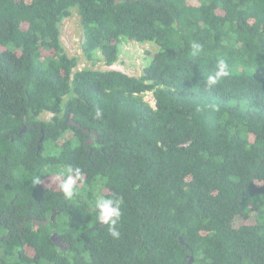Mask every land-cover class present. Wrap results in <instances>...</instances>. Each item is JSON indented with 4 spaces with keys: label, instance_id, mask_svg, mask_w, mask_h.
Listing matches in <instances>:
<instances>
[{
    "label": "trees",
    "instance_id": "16d2710c",
    "mask_svg": "<svg viewBox=\"0 0 264 264\" xmlns=\"http://www.w3.org/2000/svg\"><path fill=\"white\" fill-rule=\"evenodd\" d=\"M74 13L94 64L154 44L142 74L76 70ZM113 193L119 239L94 209ZM0 264H264V0H0Z\"/></svg>",
    "mask_w": 264,
    "mask_h": 264
},
{
    "label": "rangeland",
    "instance_id": "374dc122",
    "mask_svg": "<svg viewBox=\"0 0 264 264\" xmlns=\"http://www.w3.org/2000/svg\"><path fill=\"white\" fill-rule=\"evenodd\" d=\"M60 40L69 57L78 59L76 70L83 68H93L102 71H120L128 76L139 77L142 74L143 68L151 59L157 47L152 43L139 44L135 42H127L121 45L117 61L110 67L105 66L99 60L95 64L83 57L81 50L82 35L79 25V17L76 13L64 19L60 25ZM149 104L153 105L151 93L145 94V98ZM52 114L44 113L40 116L41 120L49 121ZM65 166H62L57 171H63ZM57 172V173H58Z\"/></svg>",
    "mask_w": 264,
    "mask_h": 264
},
{
    "label": "clouds",
    "instance_id": "9594fccd",
    "mask_svg": "<svg viewBox=\"0 0 264 264\" xmlns=\"http://www.w3.org/2000/svg\"><path fill=\"white\" fill-rule=\"evenodd\" d=\"M191 49L193 56H196L202 51V45L197 42H192ZM229 74L228 64L225 60L219 59L214 71L206 77L207 87L209 89L214 88L223 78L229 76ZM151 106L153 108L155 107V101H153V105ZM101 116L102 111L97 108L95 118L99 119ZM81 175V169L71 165L66 166L63 171L57 173L59 181L58 186L65 200H72L76 195L77 183L80 181ZM39 182L40 179L38 178L36 184ZM94 209L98 222L107 226L108 231L113 238L119 239L120 232L118 230V225L122 215V199L115 193H113L111 197L99 196L94 203Z\"/></svg>",
    "mask_w": 264,
    "mask_h": 264
},
{
    "label": "water",
    "instance_id": "95a60500",
    "mask_svg": "<svg viewBox=\"0 0 264 264\" xmlns=\"http://www.w3.org/2000/svg\"><path fill=\"white\" fill-rule=\"evenodd\" d=\"M69 124L70 125H73V126H76V127H78V128H81L78 124H76L75 122H73V121H69ZM24 130H25V127H23V129L21 130V133H23L24 132ZM86 134H92V135H94V138H96V135L93 133V132H90V131H88V130H83ZM41 141V140H40Z\"/></svg>",
    "mask_w": 264,
    "mask_h": 264
},
{
    "label": "flooded vegetation",
    "instance_id": "af4514ba",
    "mask_svg": "<svg viewBox=\"0 0 264 264\" xmlns=\"http://www.w3.org/2000/svg\"><path fill=\"white\" fill-rule=\"evenodd\" d=\"M86 143H87L88 145H93V144H94V135L89 134V135H88V139L86 140Z\"/></svg>",
    "mask_w": 264,
    "mask_h": 264
}]
</instances>
